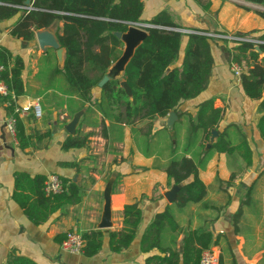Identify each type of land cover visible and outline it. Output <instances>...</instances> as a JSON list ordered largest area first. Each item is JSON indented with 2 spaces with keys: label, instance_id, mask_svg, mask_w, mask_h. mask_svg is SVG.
I'll return each instance as SVG.
<instances>
[{
  "label": "crops",
  "instance_id": "1",
  "mask_svg": "<svg viewBox=\"0 0 264 264\" xmlns=\"http://www.w3.org/2000/svg\"><path fill=\"white\" fill-rule=\"evenodd\" d=\"M142 1L141 21L144 22L157 19L161 24L223 34L264 32V19L256 13L254 4L245 0ZM19 16L20 13L0 20V45L20 55L24 61V94L18 97L17 103L38 102L43 113L40 118L34 117L32 110L21 115L25 134L32 136L30 145L22 149L6 131L8 115L5 104L0 102V264H5L10 249L18 250L37 264H145L149 254L140 250L141 236L154 214L168 204L183 231L200 229L212 233L217 239L212 247L219 254L220 264H264V142L257 130L260 113L258 101L247 97L240 81L232 75L226 49L233 44L220 39L210 41L214 64L209 84L197 97L178 105L172 133L164 125L166 117L154 120L153 131L164 126L172 138L178 122L177 149L171 154L161 142L167 139L163 131L158 134L161 138L149 137L146 141L143 122L135 120L128 124L104 116L94 105L100 102L101 87L98 85L92 88L88 101L82 102L77 96L62 93L60 88L66 87L63 77H51L44 59L52 54L53 64L62 69L58 67L55 50L51 47L42 50L35 35L28 41L10 34ZM61 24H55L54 33ZM186 43L184 35L176 65L181 63ZM117 80L120 85L123 74ZM208 99L213 101L214 107L223 109V118L216 129L218 135L225 131L232 145L245 138L252 151V163L246 166L238 153H212L205 166L198 168L206 196L198 203L176 207V201L169 202L165 197V192L175 183L168 179L164 165L171 156L185 154L189 157L199 152L202 136L201 132L196 133L195 144L189 145L187 120L182 116L179 121L178 113L195 116L196 106ZM73 120L76 122L69 132L67 126ZM46 132L50 135L39 138L35 135ZM76 133L88 135L87 145L62 149L66 136ZM205 149L208 148L205 146ZM63 162H79L80 170L65 167L61 165ZM16 171L47 176L54 173L68 178L81 188L82 199L78 204L52 213L46 222L33 224L12 198ZM232 173L236 176L230 180ZM111 177L112 226L98 228L104 191ZM133 202L142 210L136 236L128 248L112 252L108 234L123 227V207ZM96 229L103 230L104 238L100 251L91 257L65 252L56 240L58 235L69 230ZM183 235L166 225L159 244L181 251ZM156 252L153 250L150 254Z\"/></svg>",
  "mask_w": 264,
  "mask_h": 264
},
{
  "label": "trees",
  "instance_id": "2",
  "mask_svg": "<svg viewBox=\"0 0 264 264\" xmlns=\"http://www.w3.org/2000/svg\"><path fill=\"white\" fill-rule=\"evenodd\" d=\"M26 0H0V20L8 19L18 13L19 18L10 28V34L31 41L37 29L48 28L61 22L55 33L60 45L65 49L62 69L53 64L52 54H47L48 72L51 77H63L66 87L60 88L62 93L77 96L83 101L91 99L92 88L105 74L114 61L113 57L122 51V42L115 32L125 31L129 22L141 21L143 12L142 0H29L30 9H25ZM253 4L264 5V0H245ZM264 19V11H256ZM149 23L161 26L181 27L173 24H161L153 19ZM200 31V30H198ZM203 31V30H201ZM238 36L257 38L262 42L258 46L264 54V32L236 33ZM187 36V43L181 63L179 58L182 36ZM212 39L200 33L184 34L178 31L152 27L147 29L143 42L136 48L134 55L123 73V80L129 85L132 95L129 98L118 80H109L101 87L100 102L95 107L108 119L115 118L119 122H143L147 139L159 137L165 133L163 145L173 154L177 149V123L172 138L166 127L154 132V120L165 118L171 110L176 112L178 105L188 99L197 97L210 81L214 64ZM229 63L245 65L246 70L239 77L244 94L258 101L260 117L257 130L264 142V57L255 50V43L240 41L226 49ZM118 58V57H117ZM23 58L13 54L10 49L0 45V80L9 88L6 96L0 94V102L5 104L8 116L16 117V138L20 148L30 145L32 136L25 134L21 117L15 111V97L24 94ZM195 116L190 113H178L187 120V142L193 146L196 133L201 132L199 152L190 156L174 155L167 159L164 171L168 179L174 183H183L178 191L176 207H184L190 203H198L204 199L207 190L198 175V168L204 167L212 153H238L246 166L252 163V151L245 138L237 145H232L225 131L219 133L215 143L205 149L211 129H218L223 118V109L213 106L211 99L202 101L197 106ZM117 111L114 114V111ZM137 131V129H135ZM38 138L49 136V132L35 134ZM161 138V137H159ZM157 142V143H161ZM88 135L76 133L67 135L61 147L64 150L85 147ZM61 165L80 170L79 162H63ZM236 174L232 173L230 180ZM64 190L47 194L44 190L47 175L30 174L25 171L13 173L14 185L12 198L22 208L24 214L33 224H42L56 211H63L70 205L78 204L82 199V190L77 183L59 176ZM123 227L118 231H110L109 247L118 253L128 248L134 240L138 226L142 220V210L137 202L125 204L123 207ZM239 215V212L236 214ZM174 232L184 233L181 251L162 247L159 244L160 234L164 226ZM66 233L57 236L60 243ZM84 240L83 254L91 257L97 254L103 243V230L82 232ZM217 244V239L208 230L183 231L174 219L171 205L154 214L145 227L140 239V250L149 254L145 264H199L202 251ZM153 250L156 253L150 254ZM5 264H37L33 259L22 255L16 249H10ZM136 264V263H128Z\"/></svg>",
  "mask_w": 264,
  "mask_h": 264
},
{
  "label": "water",
  "instance_id": "3",
  "mask_svg": "<svg viewBox=\"0 0 264 264\" xmlns=\"http://www.w3.org/2000/svg\"><path fill=\"white\" fill-rule=\"evenodd\" d=\"M25 4H29V0L25 1ZM56 24V23H55ZM55 24L49 26L48 28L37 29L35 31V38L39 47L44 50L46 47H51L55 50L56 58L58 67L62 68L64 64V57H65V49L60 45L57 36L54 33ZM115 36L122 42L123 49L111 65L107 68L105 74L102 76L100 81L98 82V86L102 87L106 82L109 80H117L120 79L127 64L129 63L130 59L134 55L136 48L143 42L147 35V30L140 29L134 26H128L125 31L122 32H115ZM255 50L264 57V54L260 50L258 45H255ZM120 86L125 90V93L128 96H131V89L126 81L122 80L120 82ZM177 119V115L174 110H171L164 120V125L167 127L168 130L172 133V128L174 122ZM76 120L70 122L67 126V130L69 132L73 131L74 124ZM218 136V132L216 129H211V134L209 137V141L206 144V148H209L213 143L216 142V137ZM113 178L111 177L108 180L104 191V202H103V209L102 215L99 224L97 225L98 228L107 229L112 226L111 222V209H110V193H111V184ZM183 183L173 184L171 190L165 192V197L169 202L177 200V194L180 188L182 187Z\"/></svg>",
  "mask_w": 264,
  "mask_h": 264
},
{
  "label": "built area",
  "instance_id": "4",
  "mask_svg": "<svg viewBox=\"0 0 264 264\" xmlns=\"http://www.w3.org/2000/svg\"><path fill=\"white\" fill-rule=\"evenodd\" d=\"M23 8L28 10L31 8V6H28L27 4L23 6ZM128 26H134V27L144 29V30H147L148 28H152V27H158L162 29L178 31L184 34L200 33V34H204L210 37L212 40H217V39L226 40V41H231L234 44L240 41H250V42L255 43V45H258V43L262 42L261 40H258V39H251L249 37L238 36L235 34L213 33V32L198 31V30H193V29L183 28V27L161 26V25H155L149 22H144V21L129 22ZM230 67H231V71L238 78V80H239L241 73L246 70L245 65H239L236 62H232L230 64ZM9 93H10V90L8 86L3 81L0 80V94L2 96H6ZM17 99H18L17 97H15L14 99L15 104H16L15 111L19 114L20 117L23 113H26L29 110H32L33 116L36 118H40L42 116L43 110H42L41 105L38 102H34L33 104L19 105L17 103ZM5 128H6V131L12 137V139L14 140V142L17 143L18 141L16 138V117L15 116L12 115V116L7 117L6 122H5ZM44 190L47 194L62 192L64 190V186H63V183L60 177L54 173L49 174L45 181ZM83 246H84V240L82 238V231L80 230L67 231L65 238L60 243L61 249L68 253H82ZM199 264H220L219 254L216 251V249L214 247H211L209 249L202 251Z\"/></svg>",
  "mask_w": 264,
  "mask_h": 264
},
{
  "label": "rangeland",
  "instance_id": "5",
  "mask_svg": "<svg viewBox=\"0 0 264 264\" xmlns=\"http://www.w3.org/2000/svg\"><path fill=\"white\" fill-rule=\"evenodd\" d=\"M253 4V3H252ZM255 8H256V10L258 11H264V5H260V4H254L253 5ZM234 34V33H233ZM235 35H237L236 33H235ZM249 38H251V37H249ZM251 39H257V38H251ZM222 42H224V41H222ZM229 42H231V41H229ZM231 44H234L233 42H231ZM229 46H231V45H229ZM122 49V48H121ZM119 56V54H116L114 57H113V60H115L117 57ZM231 68V67H230ZM232 75H233V77L235 78V79H237L238 80V78L234 75V73L232 72Z\"/></svg>",
  "mask_w": 264,
  "mask_h": 264
}]
</instances>
